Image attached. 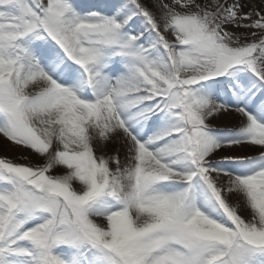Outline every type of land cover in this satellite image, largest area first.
<instances>
[{
	"label": "snow or ice",
	"instance_id": "6c2138e0",
	"mask_svg": "<svg viewBox=\"0 0 264 264\" xmlns=\"http://www.w3.org/2000/svg\"><path fill=\"white\" fill-rule=\"evenodd\" d=\"M0 264H264V0H0Z\"/></svg>",
	"mask_w": 264,
	"mask_h": 264
}]
</instances>
